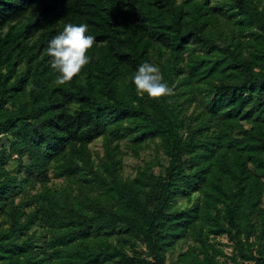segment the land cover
I'll list each match as a JSON object with an SVG mask.
<instances>
[{
  "label": "trees",
  "instance_id": "1",
  "mask_svg": "<svg viewBox=\"0 0 264 264\" xmlns=\"http://www.w3.org/2000/svg\"><path fill=\"white\" fill-rule=\"evenodd\" d=\"M69 22L96 44L56 85ZM0 139V264H264V0H0Z\"/></svg>",
  "mask_w": 264,
  "mask_h": 264
},
{
  "label": "clouds",
  "instance_id": "2",
  "mask_svg": "<svg viewBox=\"0 0 264 264\" xmlns=\"http://www.w3.org/2000/svg\"><path fill=\"white\" fill-rule=\"evenodd\" d=\"M88 29L86 23L69 22L48 42L46 55L50 57L51 68L59 73L53 81L54 84L71 82L91 62L89 52L96 44V38L88 34ZM131 82L138 94H147L152 99L174 94L173 89L164 81L160 67L153 63L139 65L131 77Z\"/></svg>",
  "mask_w": 264,
  "mask_h": 264
},
{
  "label": "rangeland",
  "instance_id": "3",
  "mask_svg": "<svg viewBox=\"0 0 264 264\" xmlns=\"http://www.w3.org/2000/svg\"><path fill=\"white\" fill-rule=\"evenodd\" d=\"M181 1V0H180ZM4 142V140L0 139V144H2ZM124 144V143H123ZM92 150H94L97 154L99 155H103L104 154V146H103V141L97 140L94 143H92L91 145ZM124 151L127 152L125 155V159H124V176L125 177H134L137 173V170L144 166L145 163L147 161L150 160V157L152 156V148H147L144 149L140 156L137 157L133 152H131L128 148L124 147ZM155 171L158 172V169H155ZM221 243H222V248L224 249V251L226 252V254L230 255L231 253V249L228 247V245L230 244L227 240L226 237L223 238H219L218 239ZM180 250H177V252H175L172 255L169 254V258H168V264H171L175 259L176 256L178 255V252ZM223 261L227 262L228 264H232L228 259L224 258Z\"/></svg>",
  "mask_w": 264,
  "mask_h": 264
}]
</instances>
